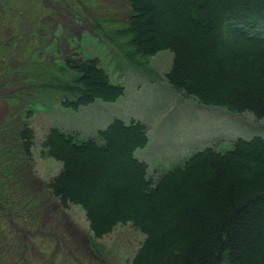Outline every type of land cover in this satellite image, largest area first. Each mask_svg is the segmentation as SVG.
Returning a JSON list of instances; mask_svg holds the SVG:
<instances>
[{
    "label": "trees",
    "instance_id": "16d2710c",
    "mask_svg": "<svg viewBox=\"0 0 264 264\" xmlns=\"http://www.w3.org/2000/svg\"><path fill=\"white\" fill-rule=\"evenodd\" d=\"M112 1L114 7L96 0H54L61 6L57 16L85 21V32L98 37L93 43L78 40L66 22H60L63 36L54 41L34 20L35 9L29 19L17 11L16 19L28 28L12 37L20 48L33 50L9 61L0 46V61L16 63L0 71V89L8 92L0 102L11 109L8 125L0 122V207L24 216L33 206L28 191L19 194L26 187L14 174L21 164L18 149L25 161L36 158L28 119L37 107L57 103L74 113L115 103L125 96V86L111 80L100 64L103 57L113 60L111 71L121 73L119 78L132 69L154 84L150 60L168 52L172 60L163 78L180 99L222 108L243 124L241 116L248 114V126L262 122L258 131L248 139L237 137L231 149L194 150L180 165L158 172L134 155L150 143L140 121L115 118L80 140L51 127L37 153L61 168L45 182L46 194L63 210L80 208L96 241L117 227L139 233L129 264H264V0H120L119 8ZM5 5L10 9L8 0ZM4 18L0 23L8 35L12 21ZM29 228L36 231L37 224ZM49 240L35 244L51 251ZM76 261L67 256L56 264Z\"/></svg>",
    "mask_w": 264,
    "mask_h": 264
},
{
    "label": "rangeland",
    "instance_id": "374dc122",
    "mask_svg": "<svg viewBox=\"0 0 264 264\" xmlns=\"http://www.w3.org/2000/svg\"><path fill=\"white\" fill-rule=\"evenodd\" d=\"M8 1L10 9L6 8L5 0L0 2V20L6 21L3 17H9L12 21L8 35L5 34L7 32L0 23V46L4 48L5 59L8 57L9 61L12 57L26 58V54L33 50L32 45L20 48L18 40L12 37L21 28H28L27 24L16 19L17 11L21 12L22 16L26 15L28 19L33 18V14L37 12L34 20L38 19L43 24L49 31L44 35H48V38L52 36L54 41L63 36L60 30L63 27L60 22H66L68 28L74 27L78 40L87 37V41L93 43V38H98L93 31L85 32L86 23L81 17L57 16L55 11L61 6L57 5L54 0ZM96 1L107 4L105 6L112 4L114 7L113 3H110L113 2L112 0ZM119 1L115 3L118 8L120 7ZM69 6L74 13L79 11L76 5L69 4ZM32 9H35L34 13ZM69 14L73 15L72 12ZM59 16L66 18L62 20ZM7 47L11 48V51L6 49ZM103 58L101 66L108 72L113 82L124 83L125 96L115 103L94 104L74 113L61 109L57 103H46L36 108L33 117H28L29 125L35 136L36 148L33 155L36 158L32 161H25V155L22 150L18 149L17 155L20 157L21 164L16 168L17 174H12L19 177V186L26 187L19 194L23 195L28 191V195L35 200L32 202L33 206L25 210L24 216L4 211L0 207V264H56L67 256L73 257L74 261L77 259L78 264H129V260L138 248L141 235L129 226L117 227L101 240H94L90 237L88 222L80 208L70 206L63 210L60 205L58 206L57 200L53 199L50 194H46L48 191H46L45 182L47 183L50 177L58 174L61 168L58 163L50 159L39 158L37 153L39 145L51 127H59L65 132L75 133L74 139L80 140L93 136L97 130L115 118L126 122L129 119L140 121L147 130L150 143L145 149L135 151L134 155L139 161L148 164L150 171L162 172L175 165H180L194 150L212 148L213 151L219 152L226 148L231 149L233 140L237 137L248 139L252 136V131H256L261 126L262 122L260 126H248L245 121L252 122L250 119L252 117L248 114L241 116V118L244 117L243 124L240 121H233L222 108L205 107L192 99H180V96L169 88L163 78L172 60V55L168 52L158 53L150 60V66L157 75L154 84H150L147 78L132 72V69H129L124 77L119 78L121 73L111 71L113 60L105 59L106 56ZM9 63L16 66V63ZM30 63L34 61L31 60ZM8 64L0 61V71L4 70ZM11 79L12 76L9 77V80ZM7 93V90L0 89V97L8 96ZM53 101L55 100H49L51 103ZM10 112L9 103L0 102V122L3 119L7 122ZM11 119L17 123L16 118ZM18 119L21 121L23 118ZM16 147H19L17 143ZM5 195H7L6 192ZM35 213L36 216L33 217ZM35 224H37L36 231L29 228L34 227ZM48 234L52 236L50 240L42 237ZM40 240H49L53 245L51 251H45L46 255L42 246L35 244H40ZM27 255L32 259H28ZM54 257H56L55 261H48Z\"/></svg>",
    "mask_w": 264,
    "mask_h": 264
}]
</instances>
